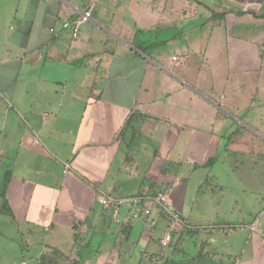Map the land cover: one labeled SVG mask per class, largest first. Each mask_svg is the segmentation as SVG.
<instances>
[{
  "label": "crops",
  "instance_id": "obj_1",
  "mask_svg": "<svg viewBox=\"0 0 264 264\" xmlns=\"http://www.w3.org/2000/svg\"><path fill=\"white\" fill-rule=\"evenodd\" d=\"M88 1L0 0V243L14 246L19 235L26 246L34 239L64 250L78 225V237L104 233L100 259L123 244L112 264H133L137 249L138 264H166L163 259L177 250L184 253L177 246L184 232L192 233L189 224L203 221L185 209V175L214 163L207 144L220 139L227 157L250 154L264 162L263 121L256 131L236 116L244 108L240 102L264 98V0L215 1L212 7L207 0H94L90 20L78 24L72 37L77 11ZM198 10L204 25L193 22ZM200 27V36L175 41L181 31ZM146 30L156 37L175 31L166 39L174 54L159 50L160 41H151ZM210 64H224L225 74L218 78ZM149 140L162 146V154L153 155L161 162L149 164L152 169L142 145ZM166 142L171 144L164 148ZM150 170L162 186L146 182L133 189V177H149ZM210 179L199 189L208 181L212 186ZM181 183L183 191L166 194L169 185ZM153 188L186 225L172 227L170 247L160 245L163 235L154 236L146 220L130 218L131 200ZM101 195L121 200L116 215L98 203ZM253 212L238 222L246 223L247 234L234 251L220 253L210 248L216 238H208L200 240L196 255L171 263L224 264V257H232L233 264H264V205ZM159 219L169 225L165 216Z\"/></svg>",
  "mask_w": 264,
  "mask_h": 264
},
{
  "label": "rangeland",
  "instance_id": "obj_2",
  "mask_svg": "<svg viewBox=\"0 0 264 264\" xmlns=\"http://www.w3.org/2000/svg\"><path fill=\"white\" fill-rule=\"evenodd\" d=\"M216 1V5L220 4H233L228 3L229 1L232 2V0H207V4L212 7V3ZM234 9H239L237 6H232ZM200 10V9H199ZM194 16V21L198 24H203V14L202 11ZM172 16V15H170ZM212 20V18H211ZM134 30H137V34H143L142 31H139L140 28L137 26H134ZM155 31H148L146 30L145 34H148L150 36V40L153 42L160 41L157 45L158 49L163 51V53L174 54L175 48L170 46V40H166L169 38V35L174 34L175 31H165L162 32V35L159 37H156ZM204 33V30L197 29L194 32L190 31H181V35H179V38L175 37L176 42H183L187 41V36L189 35H201ZM173 37V36H172ZM166 40V41H165ZM147 49V48H145ZM144 49V50H145ZM199 64H197L198 66ZM223 67L219 69H214L215 67ZM210 67L213 68V72H216V76L218 78H221L222 76L220 74H225L224 71V64H210ZM201 73H206L205 70H201ZM264 85V63L262 64V72L261 75H259V83ZM256 86H252L253 91L255 90ZM245 91L248 92L249 87H244ZM241 93H244V91H241ZM244 99H246V96H244ZM241 104H244L243 110H239L238 114L236 116L239 119H242L246 126L250 125L253 129H258V126L256 125V122L259 123V121H263L264 123V98L256 100H252L250 103H244L240 102ZM249 118V120H248ZM241 124H239V128ZM243 129V128H242ZM247 127H245L244 130H246ZM261 135H264V130L260 128ZM171 144L170 142L165 143V147L167 145ZM147 147V150L144 152L147 156L146 161L148 163V168L151 166L149 164H153V167H158V165L161 162L160 158H154L153 155L156 151L162 154V146L159 147L158 144L155 143V141L149 140L147 143L142 144ZM194 147L203 146V144H192ZM208 146V155L216 156V159H213L214 163L211 166H208L206 168L199 167L194 173L190 175H185V179L187 181L185 185L186 189V195H187V204H186V211L191 209L192 215L198 219H202L201 222H194L192 221L191 224H189L193 230L192 233L190 232H184L183 233V240L181 243V246H177V248L180 249V247H183L184 253L179 254L178 250L176 253H173L169 256L168 248H163V252H166V257L169 259H172L176 261L178 258H185L192 255H196L199 251V242L200 240H207L208 238H216L215 243H212L210 248L214 246V248L218 252H230L234 251L237 247L242 245V242L244 240V237L247 234V230L244 229V225H246V221L251 218V215L254 214V208L261 207L264 205V175L259 176V172H264V162L260 163L257 161V159L254 158L252 155L247 156H240V155H229L226 156V153L222 152L224 148V142L220 139L218 141H211L210 144H207ZM133 147V145H132ZM163 148V149H164ZM183 148V150L186 149L185 152H188V149L190 150V146L187 149ZM131 151L135 152V148H131ZM181 153V152H180ZM237 161L235 163L234 161ZM145 165V164H144ZM144 167V172L146 167ZM170 163L166 162L165 168H169ZM173 169H177V167H174ZM172 169V170H173ZM184 172L189 170L187 165H184L183 168ZM234 170V172L232 171ZM143 172V174H144ZM149 173L151 176H147L144 178V175H140L139 177H133L132 182V188L137 189L139 188V185L142 183L146 185V182H149L152 184V187H161L160 182L152 181V174L154 173V170H150ZM214 176V177H212ZM132 177V176H131ZM129 177V178H131ZM211 178L213 180L212 186H210V182H205L204 185L201 187V190L199 189L201 181H203L205 178ZM240 178L242 179L240 181ZM155 179V178H154ZM210 179V180H211ZM261 180L260 184H257V180ZM122 181V180H121ZM124 182V181H122ZM179 184V183H178ZM217 185V186H215ZM183 184L181 183L174 189L171 188L169 185L166 189V194L169 193L172 190V194H178V191H183ZM242 186L245 187V190H242ZM219 187H222V190H219ZM164 188V187H163ZM212 197L213 200L209 201V197ZM195 198V201L192 205L190 198ZM192 198V199H193ZM176 199V198H175ZM260 202V203H258ZM124 204V203H123ZM239 211V212H238ZM241 213V214H240ZM201 214V215H200ZM244 219L245 222L238 223L241 220ZM115 220V219H114ZM167 221L163 219H159L157 221V224L154 227H150L151 231L154 236H161L164 235L166 232L165 229L167 227L166 225ZM74 229H72V234L75 232L79 234V226L74 225ZM86 228V227H84ZM177 229V228H175ZM256 230H258V226L256 227ZM9 231V230H7ZM173 231V230H172ZM178 231V230H176ZM188 231V229H187ZM12 232V231H10ZM54 234H60L58 232ZM87 236L88 233L86 232ZM95 235V236H94ZM90 241H91V248L96 249L100 242V237L97 233H95ZM81 237L74 242L73 239H67L65 240L68 242V245L66 247L61 249H57L56 247H44L41 245H37V240L30 239L31 245L26 246L24 242H21L20 236L18 235V239L16 244L13 246L11 242L5 241L4 245L0 243V264H35L39 262L40 264H71L73 260H76V250L78 248H82L84 244L87 242L89 237ZM64 237L58 236L57 240H63ZM172 240V237H171ZM29 241V240H28ZM36 241V242H35ZM120 242H123L121 240ZM172 242V241H171ZM19 243H21V247H19ZM130 246V244H128ZM140 246L145 247L143 243L139 242ZM70 246V247H69ZM203 251H207L205 245H203ZM115 251L113 252V255L108 256L107 260L100 259V255H96V257L91 259H86L84 261L85 264H112L111 261H116V258L119 260V252L122 253L124 247L123 244H117L116 246L112 247ZM136 248H139L138 245H136ZM101 249V248H100ZM56 250L59 251L56 252ZM102 250V249H101ZM155 250H158L155 248ZM94 251V250H93ZM92 251V252H93ZM139 250H135V256L133 255V258L131 260L133 261V264H138L140 260L138 259V252ZM201 251L200 253H203ZM94 254V253H91ZM232 254V252H231ZM127 255V253H126ZM222 255V254H221ZM40 256H44V259L42 260ZM21 259H27L24 260V262H20ZM224 264H233L231 260L233 259H227L226 257L223 258ZM110 262V263H109ZM163 262L164 261L163 259ZM178 262V261H177ZM117 261L115 264H118ZM202 263V262H201ZM155 264H157L155 262ZM166 264H172V263H166Z\"/></svg>",
  "mask_w": 264,
  "mask_h": 264
},
{
  "label": "built area",
  "instance_id": "obj_3",
  "mask_svg": "<svg viewBox=\"0 0 264 264\" xmlns=\"http://www.w3.org/2000/svg\"><path fill=\"white\" fill-rule=\"evenodd\" d=\"M93 5L94 0L88 1L87 6L83 10L77 11V16L72 26V37L77 36L78 24L90 20ZM97 201L105 209L114 208V215L117 214L115 211L116 206L121 202V200L105 195L98 196ZM131 201L135 206H137L130 216L132 220L144 219L150 226L154 227L157 224L158 217L165 216L169 220V230H172L173 226H185L179 216L169 207L166 202V196L162 192H157L153 195L145 194L143 196L135 197ZM116 221H118L117 218ZM170 241V232H165L159 243L161 246L165 247Z\"/></svg>",
  "mask_w": 264,
  "mask_h": 264
},
{
  "label": "trees",
  "instance_id": "obj_4",
  "mask_svg": "<svg viewBox=\"0 0 264 264\" xmlns=\"http://www.w3.org/2000/svg\"><path fill=\"white\" fill-rule=\"evenodd\" d=\"M238 13H242V11H238ZM224 14H220V16H223ZM260 16L261 17H264V12H262L261 14H260ZM154 189V188H153ZM158 192V190H156V189H154L153 191L151 190V191H148L147 192V194H149V195H153V194H156ZM139 205V204H138ZM137 206H135V208H136ZM186 226V225H185ZM185 226H183V228H186ZM187 227H189L188 225H187ZM165 231L166 232H170V233H172V230L170 229L169 230V226L167 225V227H166V229H165ZM103 234L104 233H101V237L103 236ZM93 236V235H92ZM100 237V242H102V238ZM79 237L77 236V233H73V235H72V239H73V244H74V242L78 239ZM90 239H91V237L90 238H88V240H87V242L84 244V246L82 247V248H78L77 250H76V255H77V258H76V260H73L72 262H71V264H83L84 263V261L86 260V259H91V258H94V257H96V254H97V251H99V245L101 244H99L98 245V247H96V249H93V248H91V241H90ZM172 241V240H171ZM169 242V246L167 245L166 247H170L171 245H172V242ZM94 250V254H91L92 253V251ZM56 252H58L59 253V251L58 250H56ZM40 258L43 260L44 259V256H40ZM168 260V259H167ZM171 263V262H173V260L172 259H169V261H166V263ZM35 264H40L39 262L37 263V261L35 262Z\"/></svg>",
  "mask_w": 264,
  "mask_h": 264
},
{
  "label": "bare ground",
  "instance_id": "obj_5",
  "mask_svg": "<svg viewBox=\"0 0 264 264\" xmlns=\"http://www.w3.org/2000/svg\"><path fill=\"white\" fill-rule=\"evenodd\" d=\"M176 163V162H175ZM153 191V190H152Z\"/></svg>",
  "mask_w": 264,
  "mask_h": 264
}]
</instances>
